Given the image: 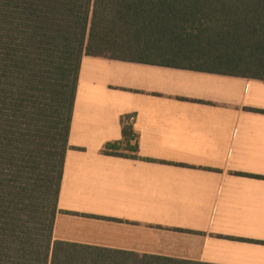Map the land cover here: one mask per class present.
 Here are the masks:
<instances>
[{"label": "crops", "instance_id": "1", "mask_svg": "<svg viewBox=\"0 0 264 264\" xmlns=\"http://www.w3.org/2000/svg\"><path fill=\"white\" fill-rule=\"evenodd\" d=\"M131 116L138 158L104 154ZM54 240L264 264V81L85 56Z\"/></svg>", "mask_w": 264, "mask_h": 264}, {"label": "trees", "instance_id": "2", "mask_svg": "<svg viewBox=\"0 0 264 264\" xmlns=\"http://www.w3.org/2000/svg\"><path fill=\"white\" fill-rule=\"evenodd\" d=\"M85 56L264 81V0H0V264H199L54 240Z\"/></svg>", "mask_w": 264, "mask_h": 264}, {"label": "built area", "instance_id": "3", "mask_svg": "<svg viewBox=\"0 0 264 264\" xmlns=\"http://www.w3.org/2000/svg\"><path fill=\"white\" fill-rule=\"evenodd\" d=\"M134 121H135L134 116H131V117H129V118L127 119V122H129L130 124H133Z\"/></svg>", "mask_w": 264, "mask_h": 264}, {"label": "rangeland", "instance_id": "4", "mask_svg": "<svg viewBox=\"0 0 264 264\" xmlns=\"http://www.w3.org/2000/svg\"><path fill=\"white\" fill-rule=\"evenodd\" d=\"M122 153L126 154V152H123V151H122Z\"/></svg>", "mask_w": 264, "mask_h": 264}]
</instances>
